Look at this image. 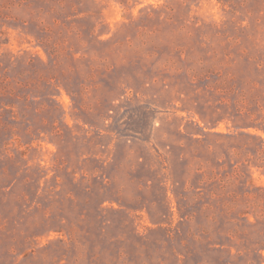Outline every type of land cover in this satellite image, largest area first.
I'll list each match as a JSON object with an SVG mask.
<instances>
[{
	"label": "rangeland",
	"instance_id": "1",
	"mask_svg": "<svg viewBox=\"0 0 264 264\" xmlns=\"http://www.w3.org/2000/svg\"><path fill=\"white\" fill-rule=\"evenodd\" d=\"M0 264H264V0H0Z\"/></svg>",
	"mask_w": 264,
	"mask_h": 264
}]
</instances>
